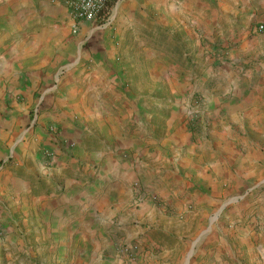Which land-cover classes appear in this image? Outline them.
Returning a JSON list of instances; mask_svg holds the SVG:
<instances>
[{
    "label": "crops",
    "instance_id": "crops-1",
    "mask_svg": "<svg viewBox=\"0 0 264 264\" xmlns=\"http://www.w3.org/2000/svg\"><path fill=\"white\" fill-rule=\"evenodd\" d=\"M37 1L40 0H0V29L15 32L27 24L19 19L26 13L31 14V2ZM45 1L63 7L71 20V34L80 38L81 47L72 69L60 81L57 77L53 80L50 69L43 66L42 42L35 43L32 50L31 42L23 43L15 51L0 49V99L11 102L24 95L34 98L35 107L40 106L41 110L39 115H32L20 138H15L13 116L0 124V224L7 233L0 238V256L10 258L16 253L33 257L34 251L47 244L51 245L50 253L59 241L72 252L79 245V257L85 259L76 264H92L97 249L94 251L89 241H98L105 231L107 233V222L112 223L111 218L123 208L132 186L138 189L135 201H145L137 185L138 169L145 161L156 163V169L163 171L162 182L170 189L180 184L183 175L193 177L199 187L196 191L205 196L215 179L214 173L197 165L203 151L198 143L193 147L188 142L191 133L181 124L180 107L170 105L160 114L155 105L165 97L163 93L158 96L154 89L161 81L162 62L171 56L161 51L163 47H172L179 54L186 46L179 32L183 29L187 33L186 26L190 22L198 26L203 17L209 18L208 24L216 22L221 13V0H109L110 23L108 20L75 22L62 2ZM259 26L264 30V24ZM259 26L249 27V39L241 37L240 47L230 50L223 59L226 69L223 78L218 73L217 79L223 83L217 90L224 87V91H204L201 107L204 127L210 129L217 118L218 126L223 120L229 121L224 127L226 132L218 140L212 141V136L207 139L215 148L212 152L219 155V162L214 165L220 170L217 177L224 171L225 181L229 182L248 180L259 172L257 165L236 149L238 140L235 137L246 139L242 136L245 132L240 129L250 131L249 135L263 149V152L257 149L258 152L264 155V32L250 34ZM97 31L101 33L93 35L92 45L83 47L85 37ZM148 32L156 33L157 51L146 48ZM125 34L128 38H124ZM166 34H170L171 39L165 38ZM150 55L155 58L153 69L149 65ZM31 57L37 59L31 61ZM247 62H251L248 69L237 71L238 63ZM152 71L158 72L159 77L153 76ZM136 78L140 81L137 85L133 83ZM252 84L256 85L255 91H250ZM171 94L174 96L175 92ZM225 95L232 97L231 100L226 102ZM252 104L253 108L249 106ZM8 105L9 108L13 106ZM18 108L15 110H20ZM15 110L9 112L15 114ZM148 131L155 136L150 146ZM209 133L216 134L215 130ZM180 169L183 173L177 175ZM154 189L164 197L162 190L157 186ZM148 203L130 210L133 219H129L131 214H128L116 225H122L123 229L129 222H146L158 211ZM259 210V224L264 229L263 207ZM215 219L216 215L210 222ZM11 224L19 227L22 224L24 230L18 229L20 235H15L11 233ZM205 232L199 234L193 248ZM253 235L249 231L238 232L233 244H229L236 254L221 253L216 259L218 264H264L263 233ZM129 236L127 233L126 237ZM25 240L31 244L29 247ZM255 245L257 250L253 249ZM127 247V255L132 259L126 256V261L129 264H135V258L140 261L141 248L132 247V244Z\"/></svg>",
    "mask_w": 264,
    "mask_h": 264
},
{
    "label": "rangeland",
    "instance_id": "rangeland-1",
    "mask_svg": "<svg viewBox=\"0 0 264 264\" xmlns=\"http://www.w3.org/2000/svg\"><path fill=\"white\" fill-rule=\"evenodd\" d=\"M219 5L221 13L216 22L213 20L208 24L209 18L203 17L200 18L201 22L198 26L191 22L186 26L188 34L184 33L183 29L178 31L182 34L180 38L183 39L182 42L186 46L181 48L179 54H176L172 47L164 46L161 51L169 52L171 56L162 62L163 73L160 75L158 72L152 71L153 76L159 77L160 75L161 79L154 91L155 93L158 91V96L163 93V97H165L156 102L157 111L161 114L170 105L180 107L183 112L181 124L191 133V139L188 142L193 147H195L194 143H198L197 146L201 145L200 149L203 151L201 161H198L197 165L207 172L214 173L215 179H212L211 187L208 188V192H205V196H200V192L196 191L199 187L195 184L193 177L185 178L180 169L177 173V175H182V179L179 180L180 184L170 186L173 187L170 189L162 182L163 171L156 169V163L145 161L146 165L144 164L138 169L140 175L137 176V185L145 195L144 202H150L158 211L153 213L144 223L129 222V224L123 225V229H121L122 225H116L120 219L127 218L128 214H131L129 219H133L132 212L145 204L135 201L138 198V189L132 186L131 193L127 194L123 203V208L111 218L112 223L108 224L109 221L107 222V233L105 231L98 241H89L93 245V250L97 249L92 264H129L126 259H132L131 256L127 255V245L130 244L132 247L141 248L142 256L140 261L134 259L133 263L135 264H186L190 252L192 255L188 264H218L216 259L220 258L221 253L230 255L232 252L236 254L229 244H233L238 232L249 231L254 233L253 236L263 233L264 236L263 225L259 224L258 218L259 207L262 206L264 210V155L257 150L260 149L263 152V149L260 148L261 144L249 135V130L240 129L239 131L245 132L242 136L246 139L235 137L238 140L236 149L247 155L251 163L257 165L259 172L253 178L237 181L238 183L225 181L224 171L222 176L218 178L216 174L220 170L218 167L214 168V165L219 162L217 157L219 155L216 156L213 153L215 148L207 139L212 136V141L218 140L219 136L226 132L224 127L228 125L229 121L223 120L222 124L218 126L219 118L214 119L215 125H210V129H208L209 127H204V116L201 110L205 90L214 89L217 93L224 91V87L217 90V87L223 83L221 79H217L218 73L223 78L226 69L223 59L230 50L240 47L242 39H249L247 35L249 27L264 24V0H221ZM227 13L231 15L228 16ZM240 17L243 22L239 19ZM19 20L27 24L20 26L15 32L0 29V49L4 47L8 51H15L23 43L31 42L32 50L36 45L35 43L42 42L44 46L43 50L41 49L43 52L42 60H44L43 66L50 69L53 80L57 77L60 81V78L72 69L71 65L75 64L76 53L81 47L80 38L71 34V20L63 7L50 5L45 0L37 1V3L31 2V14L26 13ZM107 22L110 23L111 21L108 20ZM94 33L88 38L85 37L83 47L91 46L94 41L93 35L97 33L98 36L101 32ZM166 37L171 39L170 34H166ZM124 38H128L126 34ZM155 39L156 33L148 32L146 34V48L148 50H158ZM66 47L69 49L67 52H65ZM36 59V57H31V61ZM154 59V55H150L149 65L151 69L154 67ZM133 64L135 66V63ZM249 65L251 62L238 63L237 71H240V68L246 70ZM204 78L209 79L204 81ZM52 83L56 85L54 81ZM133 83L137 85L140 81L136 78L133 79ZM255 90L256 85L252 84L250 91ZM171 91L175 92L174 96ZM36 92H41V90ZM15 98L16 100L13 99L11 102H3L0 99V124L8 117L13 116L16 120L15 138H20L23 131L28 128L32 115H39L41 110L40 106L35 107L34 98H27L24 95ZM231 98L225 95L226 102ZM8 103L13 106L9 108ZM249 106L253 108L255 105ZM17 107H20L18 108L20 110H15ZM9 110H15L16 115ZM213 130H215V136L209 133ZM232 135L233 133H230L231 137ZM154 138L155 136L149 134L148 131V146ZM171 170L175 171V167ZM199 170L197 169V171ZM154 186L163 191L164 197L154 192ZM182 187L184 189L180 191ZM165 195L167 196L165 197ZM235 198L236 200H233ZM136 204L137 206H135ZM160 213L168 219L162 217ZM215 215L216 219L211 223L210 219ZM20 225L21 227L11 224V233L20 235L18 229L24 230L22 224ZM113 228L120 229L117 232L110 231ZM23 230L22 232H24ZM204 231L206 232L193 248L192 245L196 242L199 234ZM127 233L131 237L127 238ZM6 235L7 233L4 232L0 224V238ZM259 240L260 238L257 239V241ZM24 242L27 247L31 245L27 240ZM29 242L31 243V239ZM57 244L50 253H48L51 246L49 244L47 247L37 249L34 251L36 255L33 257L31 255L18 256L16 253L10 258L0 256V264H7L8 262L12 264H18V262L21 264H76L79 260L83 259L82 261H84V257H79L81 250L78 244L74 252L71 249H65L59 241ZM257 248V245L253 246V249L257 250ZM12 251L16 252L15 250ZM255 253L257 252L255 251Z\"/></svg>",
    "mask_w": 264,
    "mask_h": 264
},
{
    "label": "built area",
    "instance_id": "built-area-1",
    "mask_svg": "<svg viewBox=\"0 0 264 264\" xmlns=\"http://www.w3.org/2000/svg\"><path fill=\"white\" fill-rule=\"evenodd\" d=\"M67 8L75 22L98 23L109 19V0H59ZM76 30V29H75ZM74 30V32H75ZM263 26L252 30L250 34L261 32Z\"/></svg>",
    "mask_w": 264,
    "mask_h": 264
},
{
    "label": "bare ground",
    "instance_id": "bare-ground-1",
    "mask_svg": "<svg viewBox=\"0 0 264 264\" xmlns=\"http://www.w3.org/2000/svg\"><path fill=\"white\" fill-rule=\"evenodd\" d=\"M189 256H190V254H189ZM188 256V259H187V262H186V264H188L189 263V259H190V257Z\"/></svg>",
    "mask_w": 264,
    "mask_h": 264
},
{
    "label": "water",
    "instance_id": "water-1",
    "mask_svg": "<svg viewBox=\"0 0 264 264\" xmlns=\"http://www.w3.org/2000/svg\"><path fill=\"white\" fill-rule=\"evenodd\" d=\"M194 245V244H193ZM193 245H192V247H193Z\"/></svg>",
    "mask_w": 264,
    "mask_h": 264
}]
</instances>
